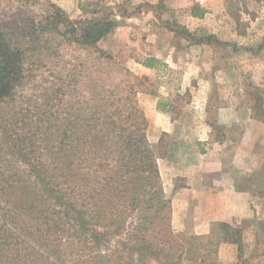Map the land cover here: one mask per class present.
Listing matches in <instances>:
<instances>
[{
	"label": "rangeland",
	"instance_id": "obj_1",
	"mask_svg": "<svg viewBox=\"0 0 264 264\" xmlns=\"http://www.w3.org/2000/svg\"><path fill=\"white\" fill-rule=\"evenodd\" d=\"M57 8L72 21L108 17L116 24L93 45L60 30L40 31L39 22ZM0 28L25 33L15 38L24 51L22 78L0 99V194L20 200L23 193H12L10 181L28 185L30 198L20 203L23 214L14 224L36 232L37 241L26 239L21 247L23 259L28 254L32 264H264V229H257L260 242L255 235L249 240L255 230L237 217L210 221L208 232H201L193 212L174 217L173 209L176 197L188 198L174 187L182 184L183 159L193 171L195 158L214 142H235L262 129L264 0H0ZM157 54L170 57L156 63L158 72L139 66ZM216 54L219 67L226 54L234 65V88L228 85L234 115L226 114V85L202 86L194 75V69L215 62ZM146 142L155 155L153 184L162 203L154 199L148 208V188L136 196L142 206L135 208L128 169L135 159L131 151ZM140 175L138 186L146 180ZM39 177L55 183L63 203L47 194L40 201ZM31 206L33 213L26 215ZM38 209L46 213L36 215Z\"/></svg>",
	"mask_w": 264,
	"mask_h": 264
},
{
	"label": "crops",
	"instance_id": "obj_2",
	"mask_svg": "<svg viewBox=\"0 0 264 264\" xmlns=\"http://www.w3.org/2000/svg\"><path fill=\"white\" fill-rule=\"evenodd\" d=\"M196 47L200 46H195L194 49H197ZM213 50L218 52L216 47ZM151 57L158 59V62L161 60L170 62V57L166 55L147 56L139 66L148 72L156 73L160 69V65H156L157 61L154 62V67L143 64ZM194 58L196 63L199 58L197 55ZM214 58L215 62L208 61L207 64H210L205 68L194 69L195 78L202 86L211 82L226 85V114L234 115V94L228 91V85H232L231 89L234 88L235 69L232 59L227 54L224 55L219 67L218 55L216 54ZM190 69L187 68V71ZM259 70L261 84L264 83V64L259 66ZM188 74L186 72V76ZM184 82L187 84V77ZM211 97L214 98V94ZM260 126L262 129L258 135L253 134L250 137L248 135L247 138L235 142L232 140L214 142L211 150L195 158L193 171L187 170V165L191 163L188 162L189 159H183L186 165L182 166L184 170L178 175L182 184L176 183L174 187L177 186L179 189L178 195L183 194L188 198L176 197V201L174 199V217L175 213L193 212V223L201 232L209 227L210 221H230L242 217L248 223L246 226L255 230L249 231V240H254L255 235L260 242L261 230L264 229V124ZM251 128L242 127L250 132ZM187 218L190 219V216Z\"/></svg>",
	"mask_w": 264,
	"mask_h": 264
},
{
	"label": "trees",
	"instance_id": "obj_3",
	"mask_svg": "<svg viewBox=\"0 0 264 264\" xmlns=\"http://www.w3.org/2000/svg\"><path fill=\"white\" fill-rule=\"evenodd\" d=\"M62 18H64V13L59 8L50 12L46 17V23L39 22L40 31L49 32L52 30H60L64 36H70L68 38H72L73 41L86 45H93L116 24L114 19L108 17H102L96 21L91 20V22L87 21L84 23L81 21H72L67 16L63 20ZM60 25H63L64 27H61ZM31 30L32 27L30 26V34H32ZM23 35H25V33H10L0 28V99L9 96L12 93L15 84L22 78L24 51L15 38L18 40L20 36L22 37ZM155 61L158 62V59L151 57L145 60L143 64L148 67H154ZM133 109L136 110V112L141 113V110L137 106H133ZM64 145L65 144H62L61 148L64 147ZM148 146V142H146L143 147H137L133 150L134 152L131 151L135 159L134 161H130L132 166H130L128 172L133 174L129 177L131 179V184L133 181L135 186L132 188L135 208L142 206L141 201L136 202L135 199H138L136 196H139L140 194L142 195L145 190H148V188L151 189L149 193L153 195L152 198L146 201L148 208L154 205V199L161 202L158 197L160 191L157 189V186L153 184V178L158 176L155 155L152 149ZM127 149H129V147L124 148V150ZM134 153H136V155ZM142 172L146 174L144 177L146 180L138 186L137 184L142 177L140 175ZM119 178L120 180L123 179L122 177ZM123 180L125 181L127 179ZM38 182L41 185L38 189L41 194V202H45L44 195L47 194L50 201L56 200L59 203H63V196L60 195L57 189L58 187L52 180L47 181L45 177H39ZM111 185L116 186V181L113 183L110 182V186ZM8 188L12 189V193L13 190L23 193V196L20 200H12V195L9 196L6 195V193L0 194V264H32L31 258L28 254H26L28 259H23L21 256V247L26 239L32 242L37 241L35 236L36 232L34 230L29 232L20 231L19 229L23 230L24 227L14 224L15 222H18V217L23 214L22 210L19 209L20 203L27 201L30 198L27 192L29 188L28 185L19 186L12 180L10 181ZM2 189L6 191V187ZM32 208L33 206L26 208L25 214L30 216L33 213ZM44 213H46V210L44 209H38V211L35 212L36 215ZM67 216L70 217L71 214L67 212Z\"/></svg>",
	"mask_w": 264,
	"mask_h": 264
}]
</instances>
